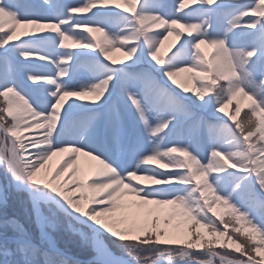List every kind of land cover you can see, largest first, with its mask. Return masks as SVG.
I'll list each match as a JSON object with an SVG mask.
<instances>
[{
    "label": "snow or ice",
    "instance_id": "6c2138e0",
    "mask_svg": "<svg viewBox=\"0 0 264 264\" xmlns=\"http://www.w3.org/2000/svg\"><path fill=\"white\" fill-rule=\"evenodd\" d=\"M65 219L89 264H264V0H0V264H84Z\"/></svg>",
    "mask_w": 264,
    "mask_h": 264
},
{
    "label": "rangeland",
    "instance_id": "374dc122",
    "mask_svg": "<svg viewBox=\"0 0 264 264\" xmlns=\"http://www.w3.org/2000/svg\"><path fill=\"white\" fill-rule=\"evenodd\" d=\"M78 15H91V14L88 13V14H78ZM100 35H101L100 33H97V36H100ZM173 45H175L176 47L179 46V44L176 41V37L175 36L169 37L168 41H165V44H164V46L162 48V53L171 54L172 51H175V47H173ZM209 53H210V55L214 54V50L209 49ZM113 54H115V52H113L112 55ZM86 73H87V68L83 65V63H81V65H79L77 67V69H76V73H75V76H74L75 82L78 83V84L86 83L87 82V80L85 79V74ZM194 84H195V82H194ZM191 87H192V85H191ZM247 103H248L247 99H239V106L241 108V112H240V116H239L240 119H242L243 116H244V113L246 111H248V108L246 107ZM236 104H237V102L234 101L233 104H231V105L228 106V108H227L228 110L227 111L228 112H232L233 109L236 107ZM18 198L20 199V202L21 201H24L25 202L23 204V208L24 209L27 208V203H26L27 197L24 194H19L18 195L16 193H11V199H10V202H9L10 203L9 213L10 214H15L18 217V219H20V221L22 223H24L30 230H32L33 232H35L36 231L35 224L29 218V215L26 213L25 210H24L25 211L24 212V218L23 217H20L17 213H15L14 211H12L13 210L12 208H14V207H13V205L11 203V200H15L16 201ZM126 199H128V198H126ZM16 203L17 202H15V204ZM216 211L224 214V213H226L227 210L225 208H223L222 206L217 205ZM178 219H179V217H177V220ZM225 219H229V217L227 215H225ZM174 223H175V221H174ZM72 224H73V222L65 219L62 222V226H61L60 231L57 233V239H58V241H60V243H62V245L64 247H66V248H68V247H71V248L75 247V248H77V250L80 253L85 254V250H87V249H90L91 250V248L85 247V246H83L80 243L79 238L72 232V229H71V226H70ZM68 250L72 251L71 249H68ZM74 255L77 257L76 254H74ZM77 258L80 259L79 257H77ZM93 258H94V256L92 258H90L89 260H86V261H92ZM81 261L85 263V261H83V260H81Z\"/></svg>",
    "mask_w": 264,
    "mask_h": 264
},
{
    "label": "trees",
    "instance_id": "16d2710c",
    "mask_svg": "<svg viewBox=\"0 0 264 264\" xmlns=\"http://www.w3.org/2000/svg\"><path fill=\"white\" fill-rule=\"evenodd\" d=\"M15 202H17V203L15 204ZM11 203H12V205L14 207V208H12L13 209L12 211H14L15 213H17L20 217H23L24 218V212L25 211H24L23 206L21 205L20 199L18 198L16 201L15 200H11ZM60 244L62 245V243H60ZM68 249H71L72 250V251L69 250L70 252H72V254H76L77 257H79L81 260L85 261L84 264H89L90 261H86V260H89L90 258H92L94 256V253L90 249L85 250V254L80 253L77 250V248H75V247H73V248L68 247ZM113 249L115 251H117V249H115L114 246H113Z\"/></svg>",
    "mask_w": 264,
    "mask_h": 264
},
{
    "label": "bare ground",
    "instance_id": "6f19581e",
    "mask_svg": "<svg viewBox=\"0 0 264 264\" xmlns=\"http://www.w3.org/2000/svg\"><path fill=\"white\" fill-rule=\"evenodd\" d=\"M112 57L114 59H121L123 58V55L122 53L120 52H115V54L112 55ZM191 74L190 73H182L181 76L179 77L181 80L185 81L186 83H188L189 87H191V85L193 86L194 85V82L191 80ZM228 109H226L227 111ZM34 131H39V130H34ZM26 135H28L26 133ZM61 159V157H54L52 161H50V164L53 166L56 165V163ZM87 160V158L85 157H81V162H85ZM216 209H217V206H216Z\"/></svg>",
    "mask_w": 264,
    "mask_h": 264
}]
</instances>
